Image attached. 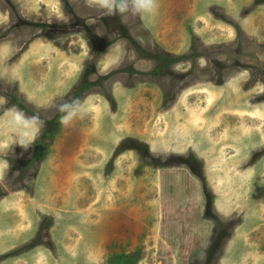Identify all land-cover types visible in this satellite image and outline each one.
<instances>
[{"label": "rangeland", "instance_id": "374dc122", "mask_svg": "<svg viewBox=\"0 0 264 264\" xmlns=\"http://www.w3.org/2000/svg\"><path fill=\"white\" fill-rule=\"evenodd\" d=\"M0 264H264V0H0Z\"/></svg>", "mask_w": 264, "mask_h": 264}]
</instances>
